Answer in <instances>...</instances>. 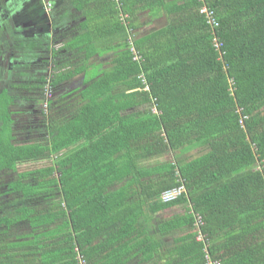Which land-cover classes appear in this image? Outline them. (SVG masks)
<instances>
[{
	"label": "trees",
	"instance_id": "trees-1",
	"mask_svg": "<svg viewBox=\"0 0 264 264\" xmlns=\"http://www.w3.org/2000/svg\"><path fill=\"white\" fill-rule=\"evenodd\" d=\"M66 3L83 32L52 51L54 66L39 60L36 86L42 95L47 71L53 89L83 76L68 116L49 102L33 125L42 136L19 141L17 97L0 90V173H17L0 191V264H204V249L264 264V0ZM22 222L30 230L10 238Z\"/></svg>",
	"mask_w": 264,
	"mask_h": 264
},
{
	"label": "crops",
	"instance_id": "crops-1",
	"mask_svg": "<svg viewBox=\"0 0 264 264\" xmlns=\"http://www.w3.org/2000/svg\"><path fill=\"white\" fill-rule=\"evenodd\" d=\"M46 1L52 3L50 11L46 9L43 0H0V67L2 64L11 65L8 74L19 69L22 64L39 63L42 57L45 60L51 59L53 65L61 56L52 58V51L60 48L70 37H77L83 32L80 24L84 17L80 11L65 4V0ZM64 52L61 51L60 55ZM71 54L72 51L67 53ZM111 57V52L96 54L93 63H103L105 66ZM53 66H49L50 74L56 72ZM33 70L32 66L27 71ZM82 79L83 76L76 77L78 87H81Z\"/></svg>",
	"mask_w": 264,
	"mask_h": 264
},
{
	"label": "rangeland",
	"instance_id": "rangeland-1",
	"mask_svg": "<svg viewBox=\"0 0 264 264\" xmlns=\"http://www.w3.org/2000/svg\"><path fill=\"white\" fill-rule=\"evenodd\" d=\"M143 17H144L143 20H147L146 14H144ZM161 18L162 17H160L159 20L152 21V22H150L149 25H146L145 27L141 28L139 33H141V34L145 33L146 31H150L151 29H154V28L158 27L159 25L164 24L163 18L162 19ZM44 60H45V58H44ZM36 63L37 62L29 63V64L26 63L24 65L22 64V65H20L19 69H17L16 71L23 72L24 71L23 69L25 68V66H26V69H28V67H29L28 65L33 66L35 70H38L39 66H42V65H35ZM42 67H43L42 71H44L47 68V66H42ZM0 68H1L0 70H5L7 68V65L2 64V66ZM8 69H10V67ZM16 71L14 70L13 73L18 75V72H16ZM43 74H44V76H47V77L50 76V75H48V71L44 72ZM77 85H78L77 80L72 79L70 82L63 83L60 86H58L57 88H54L53 90H51V88L48 89V86H47L46 89H43L42 95L40 93V90L38 91V89H36V90L31 89L30 91H28L27 94H26V92H27L26 90L25 91L21 90L23 92L22 97H24L26 95L29 98H31V100L33 102L31 101V105L28 104L29 103L28 102L26 106H19V107L15 106L14 107V109H15L14 113L15 114H13V119L15 120V122H14L15 139H17L19 141H26V140L35 139V138L39 137L40 135H42V133L38 132V129L36 128V126H33V125L35 124V121H38V119H39L38 122H41L42 120L49 119L47 115H45L43 117L41 114L42 108L44 110L48 111V108L46 106L48 103V100H52V101L56 100V101H54L55 108L52 105L53 111L55 112L54 117L63 118L64 116H68V112L70 110V107H71V109H73L75 106V104L72 102H75L74 96L76 94L71 95V97H70L71 102L64 100V102L68 105H63V104L59 103V98H60L59 96H61L63 94L66 95L68 91L75 90ZM28 105H30V106L28 107ZM29 109H30V111H29ZM33 109L35 110V116L33 114V112H34ZM18 120H21L22 123L17 122ZM176 158H178V157H176ZM163 160H173V157L169 153L168 155L160 158V162ZM50 161H51V159H44V160H38V161L19 163L17 165V169H18L17 172L32 171V170H35L38 168H42V167H45L46 165H48L50 163ZM16 176H17L16 172H7L6 171L3 173H0V191L5 189V184L7 182H9L11 179L16 178ZM5 198L7 199L9 197L6 196ZM6 199H4V200H6ZM38 200H36V203ZM1 201H3V199H1ZM44 204L45 203H41L40 206H43ZM37 206L39 207V204ZM29 230H30V227L25 222H22L21 224H18L16 226L12 227L11 230L9 232H7V235L10 238H12L15 235L28 232Z\"/></svg>",
	"mask_w": 264,
	"mask_h": 264
},
{
	"label": "flooded vegetation",
	"instance_id": "flooded-vegetation-1",
	"mask_svg": "<svg viewBox=\"0 0 264 264\" xmlns=\"http://www.w3.org/2000/svg\"><path fill=\"white\" fill-rule=\"evenodd\" d=\"M51 10V9H50ZM50 10H48V11H50ZM24 65V64H23ZM11 65H7V68L5 69V70H1L0 71V90L1 89H6V88H8V91H9V93H11L12 95H14V96H16L17 97V99H16V101H15V105H13V106H11L10 107V109L14 112V107L16 106V107H19V106H26L27 105V103H28V99H25L24 100V98L22 97V94H23V92L22 91H27L26 92V94L28 93V91L29 90H31V89H33V87H34V90H36L37 89V86L36 85H40L41 84V81H38L37 80V77L39 76V72L37 71V70H33V71H25V70H28V69H26V66H25V68L23 69L24 71L23 72H19V71H16V72H18V75L17 74H15V73H13L12 72V74H8V68L10 67ZM29 67L28 68H32V66H30V65H28ZM13 70V69H12ZM6 75H8V77H6ZM50 78L49 77H47L46 76V82H45V85H44V87H43V89H46V87L48 86V89L49 88H51V86L50 85H48V80H49ZM24 83H26V84H30L31 85V88L29 89V87L28 88H25V87H23V86H21L22 84H24ZM77 83H78V85H79V82H78V80H77ZM33 84V85H32ZM78 85H77V87H76V89L75 90H73V91H68L67 92V94L65 95V94H63V95H61V96H59L60 98H59V103H61V104H63V105H67L65 102H64V100H67V101H70V97H71V95H74V94H77V90L80 88V87H78ZM36 86V87H35ZM36 88V89H35ZM24 89V90H23ZM22 90V91H21ZM51 90H53V88H51ZM53 92V91H52ZM32 101V100H31ZM54 101H56V100H48V103L49 102H52V104L51 105H53V103H54ZM71 102V101H70ZM47 103V104H48ZM55 104V103H54ZM30 105H28V107H29ZM48 108V107H47ZM15 114V113H14ZM17 122H19V123H22L21 122V120H18ZM35 125V124H34ZM40 136H42V135H40ZM19 164V163H18ZM17 164V165H18Z\"/></svg>",
	"mask_w": 264,
	"mask_h": 264
},
{
	"label": "built area",
	"instance_id": "built-area-1",
	"mask_svg": "<svg viewBox=\"0 0 264 264\" xmlns=\"http://www.w3.org/2000/svg\"><path fill=\"white\" fill-rule=\"evenodd\" d=\"M43 1H44L46 9L50 10L51 6H52L51 2L50 1H46L45 2V0H43ZM200 12L204 13L206 15L207 22H208V24H210V26L212 28L217 26V23L214 20L212 12L210 10H208V8L206 6L203 5L200 8ZM214 47L217 48V49L219 48L216 39H214ZM152 110L156 111V108L154 106H152ZM181 192H182V189L180 187L179 188H174V189H169V190H166V191L162 192L161 195H160V198H161V200L163 202H168V201H171V200L175 199ZM201 226H202V222L200 220V217H197L196 220H195V227L198 229V234L196 235V239L198 241L207 242L206 239L204 238V235L202 234V232L200 230ZM205 248H207V244H205ZM204 251L206 253L204 264H220L219 260H212L210 258V256L208 255V252L206 251V249H204ZM78 260H79L80 264H84V261L82 260L81 256H78Z\"/></svg>",
	"mask_w": 264,
	"mask_h": 264
}]
</instances>
